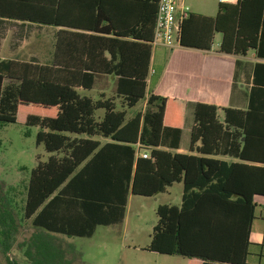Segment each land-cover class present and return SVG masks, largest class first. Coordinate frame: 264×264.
I'll return each instance as SVG.
<instances>
[{
  "label": "trees",
  "instance_id": "16d2710c",
  "mask_svg": "<svg viewBox=\"0 0 264 264\" xmlns=\"http://www.w3.org/2000/svg\"><path fill=\"white\" fill-rule=\"evenodd\" d=\"M157 1L149 3L143 58L132 70H121V55L107 70H93L92 34L82 35L84 57L75 63L64 54L62 31L50 65L0 59V126L16 123L20 110L28 109L25 125L38 128L36 145L50 155L31 170L19 210L11 199H0L2 264H19L13 252L24 264H82L60 237L90 238L97 227L120 225L129 196L154 197L174 183L182 185L181 203L157 207L146 250L189 264H247L255 197L264 198V64L254 66L248 108L225 104L230 57L253 51L264 59V0L218 3L213 17L189 14L180 25L182 50L172 51L161 88L149 89ZM28 3L36 8L22 5ZM45 3L0 0V17L95 32L93 25L61 22L62 0L47 5V16ZM216 34L221 40L213 55ZM99 76L114 78V96H80ZM140 101L144 110L130 115ZM189 103L193 125L183 154L177 150ZM25 221L33 233L19 241Z\"/></svg>",
  "mask_w": 264,
  "mask_h": 264
},
{
  "label": "crops",
  "instance_id": "0c3cea01",
  "mask_svg": "<svg viewBox=\"0 0 264 264\" xmlns=\"http://www.w3.org/2000/svg\"><path fill=\"white\" fill-rule=\"evenodd\" d=\"M150 1L151 0H62L61 22L72 25H93L95 32L84 30L86 28L78 26H64L60 28L42 25L31 21L18 20L15 18L0 17V59L19 60L15 57L19 56L20 51L24 50L26 47L33 50H47V47L49 46L51 48L50 61L49 64L46 65H50L55 55L57 33L58 31H62L64 32L62 33V49L64 54L67 55V57L75 58V63L79 64L80 60L84 57V46L81 43L83 40L87 39H84L82 35L88 36L92 34L94 41L92 52L90 51L89 53L97 57L93 70H107L109 67L108 62H111L112 65L117 64V62H119L120 55L124 57L121 70H132L134 68V62H136L139 57L143 58L144 49L142 46L146 44L143 36L147 34V30L149 29V17L151 13L149 8ZM45 2L47 16V5H51L53 0H45ZM218 3L219 1L217 0V5ZM22 5L26 7V9L30 10H34V8H36V5L29 3ZM33 27L38 29L44 28V31L51 30L49 28H52L51 37L48 39L44 36L45 40H42L39 37L34 39L30 38L29 29ZM219 44L220 41L217 47L212 45L209 54H216ZM179 49L182 50L181 48H177L175 50ZM172 53L173 52L169 50L166 63L164 66H160L162 55L159 52L153 54L152 47L147 76V86L149 89L161 88L163 80H165L164 74ZM230 58L233 59L234 63L225 107L245 111L249 104L250 90L254 85V66L256 64H264V59H258L253 51H249L245 56H234ZM155 78L156 82L153 84V80ZM96 85H98V88L100 89H102L105 85H113V87H115L114 78L109 76H99L95 80L94 88ZM164 95H167V93L165 92ZM102 97L112 98L113 96L108 97L104 90H100L98 97L91 99L96 101L98 99H102ZM231 100L234 104L230 103ZM114 102L117 105V108H119V99H115ZM189 104L193 105V103ZM97 113L96 117L102 116H97ZM129 114L132 115L133 111L131 110ZM217 116L218 120L222 122L224 118L223 112L218 111ZM101 142L104 143L107 141L101 140ZM180 145L177 150L178 153H180ZM218 159L224 161H234L227 157H218ZM259 198L260 197H255V201L258 206L255 210V219L251 226L250 240L252 245L249 248L247 264H264V209H262L261 203L258 202Z\"/></svg>",
  "mask_w": 264,
  "mask_h": 264
},
{
  "label": "rangeland",
  "instance_id": "374dc122",
  "mask_svg": "<svg viewBox=\"0 0 264 264\" xmlns=\"http://www.w3.org/2000/svg\"><path fill=\"white\" fill-rule=\"evenodd\" d=\"M185 5L192 14L213 17L217 0H185ZM49 29L52 30V28ZM51 30L44 31V28L33 27L29 29V37L33 39L39 37L45 40V36L49 39L52 34ZM219 41L220 36L217 34L213 46L217 47ZM50 49L49 46L47 50H33L26 47L15 58L46 65L50 61ZM158 52L162 55L160 66H164L169 50L160 47L153 48V54ZM100 90H104L108 97L114 96L113 85H105L102 89L96 85L91 91L81 90L78 93L80 96L94 99L98 97ZM230 103L234 104L232 100ZM143 110L144 102L140 101L132 111L135 113ZM28 112V109L22 108L16 123L0 126V199H11L13 203H17V210L23 205L31 170L37 162H46L50 156L43 146L36 145L38 128L25 125L24 115ZM101 115V112L97 113V116ZM192 121L193 105L188 104L180 153L188 154ZM181 194L182 185L174 183L166 188L165 192L154 197L130 196L124 220L120 225L97 227L90 238L60 237L58 242L75 249L81 255L82 264H189L188 259L180 256L160 255L146 250L150 244L152 228L157 222V207L161 205L178 207ZM258 202L264 209V198H259ZM21 225V230L25 231L19 236V241H22L23 237L28 238L33 233L29 221L22 222ZM12 254L19 264H24L20 254L16 252ZM2 263L3 259L0 257V264Z\"/></svg>",
  "mask_w": 264,
  "mask_h": 264
},
{
  "label": "built area",
  "instance_id": "2783aa9c",
  "mask_svg": "<svg viewBox=\"0 0 264 264\" xmlns=\"http://www.w3.org/2000/svg\"><path fill=\"white\" fill-rule=\"evenodd\" d=\"M219 3L234 4L237 0H218ZM190 14L185 0H158L152 36L153 48L173 51L179 48L181 22ZM153 73V72H152ZM147 158L146 154L141 155Z\"/></svg>",
  "mask_w": 264,
  "mask_h": 264
}]
</instances>
